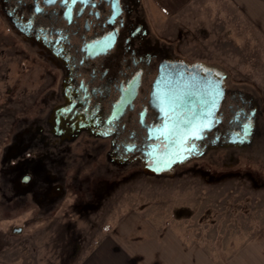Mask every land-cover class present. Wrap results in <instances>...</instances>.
<instances>
[{"label":"flooded vegetation","instance_id":"flooded-vegetation-1","mask_svg":"<svg viewBox=\"0 0 264 264\" xmlns=\"http://www.w3.org/2000/svg\"><path fill=\"white\" fill-rule=\"evenodd\" d=\"M0 17L53 81L44 108L15 123L0 156L1 196L15 210L30 205L50 220L65 207L96 210L105 175L173 178L215 150L264 140L263 95L180 55L142 0H0ZM207 69L226 76L225 95L214 128L186 137L152 94L163 76Z\"/></svg>","mask_w":264,"mask_h":264},{"label":"rangeland","instance_id":"rangeland-1","mask_svg":"<svg viewBox=\"0 0 264 264\" xmlns=\"http://www.w3.org/2000/svg\"><path fill=\"white\" fill-rule=\"evenodd\" d=\"M156 32L180 55L220 70L231 84L254 89L264 97V75L257 80L241 76L232 60L217 62V51L204 48L203 40H193L191 31L187 35L178 30L182 37L178 41ZM252 59L241 61V70L254 67ZM52 83L42 60L0 17V156L15 123L44 108ZM261 140L245 150H215L173 178L142 177L130 171L105 175L96 182L100 194L96 210L85 211L83 204L80 212L65 207L58 211L57 220L41 218L30 205L15 210L0 192V264H78L105 232L129 216L155 229L173 230L188 243H202L204 252L217 263L230 259L237 249L264 255Z\"/></svg>","mask_w":264,"mask_h":264},{"label":"crops","instance_id":"crops-1","mask_svg":"<svg viewBox=\"0 0 264 264\" xmlns=\"http://www.w3.org/2000/svg\"><path fill=\"white\" fill-rule=\"evenodd\" d=\"M142 6L154 29L169 39H181L178 30L191 31L193 40L217 51V62L232 60L241 76L264 75V0H142ZM251 56L254 67L241 70L240 62ZM78 264H264V255L237 249L217 263L202 243H188L173 230L129 216L105 232Z\"/></svg>","mask_w":264,"mask_h":264},{"label":"water","instance_id":"water-1","mask_svg":"<svg viewBox=\"0 0 264 264\" xmlns=\"http://www.w3.org/2000/svg\"><path fill=\"white\" fill-rule=\"evenodd\" d=\"M213 73L210 69L204 71V76L181 73L163 76L164 84L163 78L157 82L152 94L153 104L162 99L163 111L176 113L178 133L195 138L214 128L216 113L225 95L223 82L226 76L219 74L214 78ZM194 131L196 135H192Z\"/></svg>","mask_w":264,"mask_h":264},{"label":"snow or ice","instance_id":"snow-or-ice-1","mask_svg":"<svg viewBox=\"0 0 264 264\" xmlns=\"http://www.w3.org/2000/svg\"><path fill=\"white\" fill-rule=\"evenodd\" d=\"M192 135H196V132L194 131V132L192 133ZM25 179H27V177H25Z\"/></svg>","mask_w":264,"mask_h":264}]
</instances>
